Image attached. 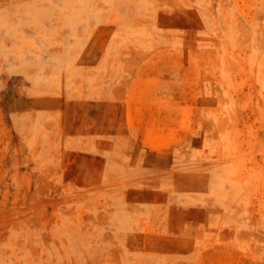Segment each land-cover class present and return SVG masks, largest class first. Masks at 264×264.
I'll list each match as a JSON object with an SVG mask.
<instances>
[{"label":"rangeland","instance_id":"374dc122","mask_svg":"<svg viewBox=\"0 0 264 264\" xmlns=\"http://www.w3.org/2000/svg\"><path fill=\"white\" fill-rule=\"evenodd\" d=\"M0 264H264V0H0Z\"/></svg>","mask_w":264,"mask_h":264}]
</instances>
